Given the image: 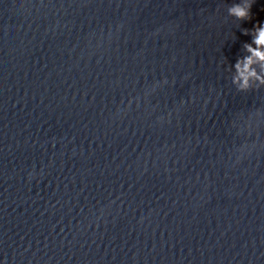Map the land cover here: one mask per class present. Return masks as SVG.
Masks as SVG:
<instances>
[{"label": "water", "instance_id": "obj_1", "mask_svg": "<svg viewBox=\"0 0 264 264\" xmlns=\"http://www.w3.org/2000/svg\"><path fill=\"white\" fill-rule=\"evenodd\" d=\"M229 2L0 0V264H264Z\"/></svg>", "mask_w": 264, "mask_h": 264}, {"label": "clouds", "instance_id": "obj_2", "mask_svg": "<svg viewBox=\"0 0 264 264\" xmlns=\"http://www.w3.org/2000/svg\"><path fill=\"white\" fill-rule=\"evenodd\" d=\"M254 2L255 0H230L224 5L226 17L232 18L240 32L249 37V40L242 42L240 54L236 56L235 61L225 68L230 73L231 84L240 92L264 88V20L254 21L251 28L240 27L241 21L251 19ZM233 39H235L233 32L226 33V40Z\"/></svg>", "mask_w": 264, "mask_h": 264}]
</instances>
